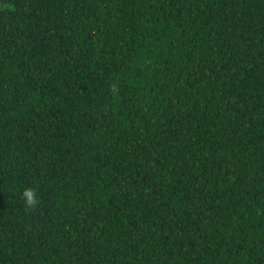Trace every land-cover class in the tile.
Here are the masks:
<instances>
[{
  "label": "trees",
  "instance_id": "16d2710c",
  "mask_svg": "<svg viewBox=\"0 0 264 264\" xmlns=\"http://www.w3.org/2000/svg\"><path fill=\"white\" fill-rule=\"evenodd\" d=\"M0 264H264V0H0Z\"/></svg>",
  "mask_w": 264,
  "mask_h": 264
},
{
  "label": "clouds",
  "instance_id": "9594fccd",
  "mask_svg": "<svg viewBox=\"0 0 264 264\" xmlns=\"http://www.w3.org/2000/svg\"><path fill=\"white\" fill-rule=\"evenodd\" d=\"M22 203L29 212L40 206L37 192L32 187H24L21 193Z\"/></svg>",
  "mask_w": 264,
  "mask_h": 264
}]
</instances>
